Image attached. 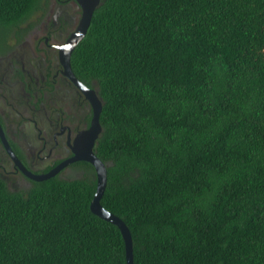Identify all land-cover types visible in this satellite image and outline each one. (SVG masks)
Instances as JSON below:
<instances>
[{"label": "trees", "instance_id": "trees-1", "mask_svg": "<svg viewBox=\"0 0 264 264\" xmlns=\"http://www.w3.org/2000/svg\"><path fill=\"white\" fill-rule=\"evenodd\" d=\"M46 1L0 0V29ZM71 59L102 101L101 205L134 264H264V0H102ZM72 167L0 178V264H127L91 212L94 166Z\"/></svg>", "mask_w": 264, "mask_h": 264}, {"label": "flooded vegetation", "instance_id": "flooded-vegetation-1", "mask_svg": "<svg viewBox=\"0 0 264 264\" xmlns=\"http://www.w3.org/2000/svg\"><path fill=\"white\" fill-rule=\"evenodd\" d=\"M44 3L20 25L0 29V178L9 187L35 181L21 167L42 177L71 161L92 125L93 106L63 57L82 8L76 0ZM71 58L72 75L94 90L76 76ZM74 163L55 176L75 174Z\"/></svg>", "mask_w": 264, "mask_h": 264}, {"label": "water", "instance_id": "water-1", "mask_svg": "<svg viewBox=\"0 0 264 264\" xmlns=\"http://www.w3.org/2000/svg\"><path fill=\"white\" fill-rule=\"evenodd\" d=\"M76 1L82 8L83 11L82 18L77 28V31L67 43L63 57L64 60L66 61V66L69 70L72 79L75 80L77 84L81 87V89L85 92L87 98L89 99V101L93 106L92 125L90 129L86 133H84L80 138L79 143L77 144L76 149L74 151L75 157L71 161L63 163L60 166H58V168L53 170L50 174L42 177H37L34 175L32 176L31 173L24 170L23 167H21V165L19 166L22 168L23 172L31 179L35 181H44L51 177H54L61 169H63L65 166L73 162L86 161L91 165H93L96 171L97 188L94 198L90 205L91 212L96 216L100 217L101 219L114 224L120 229L125 242L127 264H134L133 239L130 230L128 229V227L126 226L123 220H121L119 217L115 216L111 212L107 211L101 205V200L107 187V167L94 153V146L96 140L98 139L100 133L102 132V127L100 125V115L103 108L102 101L97 96L94 90L88 89L87 87L82 85L77 79H75V77L72 75L71 66H70V58L72 52L87 35V32L92 22L93 15L102 0H76Z\"/></svg>", "mask_w": 264, "mask_h": 264}]
</instances>
